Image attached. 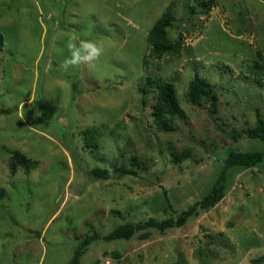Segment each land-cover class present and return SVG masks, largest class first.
<instances>
[{"label":"rangeland","instance_id":"obj_1","mask_svg":"<svg viewBox=\"0 0 264 264\" xmlns=\"http://www.w3.org/2000/svg\"><path fill=\"white\" fill-rule=\"evenodd\" d=\"M198 1L0 0V264H65L85 234L198 200L230 148L264 149L244 132L231 139L264 116V77L251 69L264 65V0H209L207 10ZM167 6L170 36L180 34L184 48L157 59L146 38ZM73 35L104 45L94 68L61 70ZM195 72L217 88L214 119L206 103L185 98ZM155 77L174 84L184 113L166 132L151 125L152 100L140 103L138 87ZM12 150L34 167L14 164ZM115 161L136 173L90 174ZM193 261L264 264V162L232 169L223 198L185 225L143 240L97 239L80 257Z\"/></svg>","mask_w":264,"mask_h":264},{"label":"trees","instance_id":"obj_2","mask_svg":"<svg viewBox=\"0 0 264 264\" xmlns=\"http://www.w3.org/2000/svg\"><path fill=\"white\" fill-rule=\"evenodd\" d=\"M197 6L208 9L210 7L209 0L198 1ZM190 11L195 12L194 6L190 7ZM174 16L170 6L155 19L147 33V43L149 45L148 54L154 58H161L165 54L177 55L184 48L183 37L179 34L177 37H171L169 29L173 26ZM3 46V36L0 33V49ZM253 73L264 77V65L258 61H253L251 66ZM141 93L140 103L145 106L149 99L151 103V125L161 132L173 129V118H184V113L180 100L176 93V88L171 81L164 80L160 77L153 79L147 78L139 87ZM187 102L191 105H199L206 103L209 115L214 119V115L218 111L219 94L213 82L195 72L187 82V88L184 92ZM232 141H236L242 132L249 137L264 141V116L256 113L253 124L241 132L232 129ZM85 138V137H84ZM85 144H91L86 136ZM11 160L14 164L20 165L24 170L34 167L35 161L18 150L10 152ZM264 162V149H248L235 150L230 148L224 158L220 161L219 168L213 178L210 188L198 200L186 205L184 208L174 210L170 202H167L169 209L174 214L164 218L150 216L144 220L124 221L115 225L110 231L104 235L97 233L85 234L77 243L73 250L72 256L65 264H80V257L85 248L97 239L105 241L129 239L133 236L138 239H147L151 236L152 231L159 233L166 232L167 229L180 227L186 223L196 219L202 212L210 209L218 203L224 196L227 188L228 176L232 169L243 167L251 168ZM111 172H120L122 174H135L136 171L131 167H127L115 161L108 163L105 168H95L90 171L94 179L104 178L106 174ZM3 189H0V195ZM175 215V216H174ZM118 257L117 252L112 253Z\"/></svg>","mask_w":264,"mask_h":264},{"label":"clouds","instance_id":"obj_3","mask_svg":"<svg viewBox=\"0 0 264 264\" xmlns=\"http://www.w3.org/2000/svg\"><path fill=\"white\" fill-rule=\"evenodd\" d=\"M66 47L70 56L65 58L60 65L61 70L68 71L70 68L87 66L94 68L104 54V45L97 41L81 40L76 35L71 36ZM192 264H198L193 261Z\"/></svg>","mask_w":264,"mask_h":264}]
</instances>
